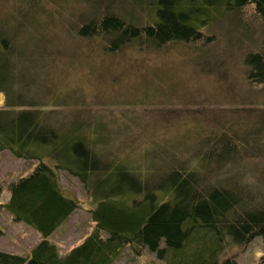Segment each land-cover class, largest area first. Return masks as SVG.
<instances>
[{
    "label": "trees",
    "instance_id": "16d2710c",
    "mask_svg": "<svg viewBox=\"0 0 264 264\" xmlns=\"http://www.w3.org/2000/svg\"><path fill=\"white\" fill-rule=\"evenodd\" d=\"M88 1L92 13L66 24L63 38L48 37L25 3L13 16H0V150L39 162L9 184L3 206L41 235L28 255L0 250V264H113L129 246L147 247L167 264H240L225 251L264 237V189L231 174L241 155L233 130L178 145L183 160L164 146L137 163L125 161L115 146L120 126L84 113L86 104L72 92L51 91L46 70L58 56H70L63 39H98L112 56L134 47L146 53L169 44L202 48L213 39L206 30L239 18L250 5L264 26V0ZM130 7L149 9L151 22L128 15ZM242 67L248 88L264 84V39L243 56ZM245 137L264 148L263 132ZM58 169L76 176L96 202L95 231L64 255L50 236L78 204L63 194ZM4 191L0 186V203Z\"/></svg>",
    "mask_w": 264,
    "mask_h": 264
},
{
    "label": "rangeland",
    "instance_id": "374dc122",
    "mask_svg": "<svg viewBox=\"0 0 264 264\" xmlns=\"http://www.w3.org/2000/svg\"><path fill=\"white\" fill-rule=\"evenodd\" d=\"M23 1L0 0V16H13L25 3L50 38H63L66 24L92 13L88 0ZM127 13L142 23L152 20L147 8L130 7ZM205 33L213 39L202 48L169 44L146 53L134 47L114 56L104 54L98 39L88 43L63 39L70 56L60 55L48 66V87L61 94L72 92L79 103L86 104L84 113L106 125L120 126L116 152L129 162L137 163L148 150L164 146L178 150L183 160L185 153L177 149L178 145L188 147L210 135H226L231 129L241 153L231 174L264 189V148L245 137L264 133V84L248 88L242 67L243 56L259 49L264 26L250 5L239 18L220 20ZM0 96L3 107L5 96ZM254 145L258 152L252 149ZM42 161L53 164L48 158ZM38 164L37 160L17 159L9 150H0V186L5 190L1 201L9 199V184L29 176ZM57 173L63 194L78 204L50 236L64 255L95 231L91 209L96 202L76 176L63 169ZM0 230V250L11 253L28 255L41 240L34 228L16 221L2 203ZM233 255L240 264H256L264 257V237H255L243 247L228 246L224 256ZM113 264L167 263L147 247L135 251L129 246Z\"/></svg>",
    "mask_w": 264,
    "mask_h": 264
},
{
    "label": "crops",
    "instance_id": "0c3cea01",
    "mask_svg": "<svg viewBox=\"0 0 264 264\" xmlns=\"http://www.w3.org/2000/svg\"><path fill=\"white\" fill-rule=\"evenodd\" d=\"M2 204H4L5 202L4 201H1Z\"/></svg>",
    "mask_w": 264,
    "mask_h": 264
},
{
    "label": "bare ground",
    "instance_id": "6f19581e",
    "mask_svg": "<svg viewBox=\"0 0 264 264\" xmlns=\"http://www.w3.org/2000/svg\"><path fill=\"white\" fill-rule=\"evenodd\" d=\"M1 97V96H0ZM0 100H1V98H0Z\"/></svg>",
    "mask_w": 264,
    "mask_h": 264
}]
</instances>
